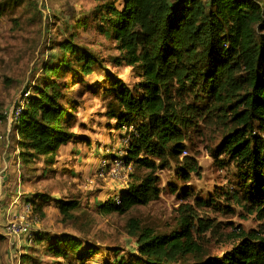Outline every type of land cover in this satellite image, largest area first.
Wrapping results in <instances>:
<instances>
[{
    "label": "trees",
    "instance_id": "obj_1",
    "mask_svg": "<svg viewBox=\"0 0 264 264\" xmlns=\"http://www.w3.org/2000/svg\"><path fill=\"white\" fill-rule=\"evenodd\" d=\"M97 1L76 28L88 29L92 19L97 33L120 52L117 63L131 67L140 81L128 86L104 69L97 51L77 45L70 34L72 39L58 48L59 60L45 65L16 119L20 157L24 162L41 156L53 161L73 140L72 112L77 106L64 101L58 81L69 73L80 78L102 69L110 83L100 95L108 102V129H116L125 143L124 155L113 153L106 159L122 158L135 170H147L134 176L138 184L131 182L114 199L100 203L103 213L125 214L159 198L163 189L158 170L180 162L186 141L201 126L219 125L224 138L212 155L233 162L240 178L226 198L264 224V2ZM82 84L86 86L84 80ZM199 171L198 162L185 157L179 173L189 179ZM190 196L191 191L184 193L185 198ZM49 201L41 194L29 199L32 215L42 213ZM57 203L65 217L79 207L77 200ZM196 204L197 209L181 204L178 226L170 234L141 230L133 221L131 234L137 238L139 257L108 264H264V235L241 228L230 237L238 243L222 256L186 262L187 256L201 251L198 238L215 228L198 213V208L213 203L197 199ZM34 240L45 244L46 252L57 259L55 264H88L97 253L95 246L68 233L36 232ZM23 258L28 261L31 256Z\"/></svg>",
    "mask_w": 264,
    "mask_h": 264
},
{
    "label": "rangeland",
    "instance_id": "obj_2",
    "mask_svg": "<svg viewBox=\"0 0 264 264\" xmlns=\"http://www.w3.org/2000/svg\"><path fill=\"white\" fill-rule=\"evenodd\" d=\"M97 5V0H0V264L56 263L57 259L46 252L45 244L12 235L8 230L10 222L23 214L29 199L39 194L50 201L42 213L32 215L31 211L29 215L35 232L33 239L36 232L71 234L97 248L88 264L114 263L122 257L137 259L139 245L131 234V223H138L141 230L170 234L178 226L181 204L190 203L197 209V199L213 203L198 208V213L211 220L215 228L198 238L201 251L187 256L186 262L222 256L231 250L238 243L230 238L235 229L264 235L263 222L226 198L233 187H238L240 178L233 162L212 155L224 138L219 125L201 126L186 141L180 162L158 170L163 189L159 198L148 205L134 206L125 214L101 211L100 203L114 199L129 183L138 184L134 176L147 173L127 165L114 172V162L106 159L113 153L124 155L125 143L116 129H108V102L100 95L110 83L102 69L80 78L69 73L58 81L64 101L77 106L72 112L76 116L71 126L73 140L60 148L53 161L41 156L24 162L20 157L16 119L28 94L43 77L45 65L59 60L58 48L62 41L72 39L70 34L77 45L97 51L104 69L128 86L132 88L140 81L131 67L117 63L120 52L97 33L92 19L88 29L76 28L78 19ZM185 157L196 160L200 167L199 174L193 173L189 179L179 173ZM186 191H191L192 196L185 198ZM58 200H77L79 207L71 212V217H65ZM25 255L31 258L25 261Z\"/></svg>",
    "mask_w": 264,
    "mask_h": 264
},
{
    "label": "built area",
    "instance_id": "obj_3",
    "mask_svg": "<svg viewBox=\"0 0 264 264\" xmlns=\"http://www.w3.org/2000/svg\"><path fill=\"white\" fill-rule=\"evenodd\" d=\"M127 130V128H125ZM131 130V128H130ZM128 143V139L125 140ZM114 162V172L119 168H123L126 166L125 161L122 158H117ZM131 167V166H130ZM29 215H31V207L30 204L26 205L25 211L22 215L18 216L17 221L10 222L8 225L9 233L15 236L23 235L27 237V239L33 242V226L32 223L29 221Z\"/></svg>",
    "mask_w": 264,
    "mask_h": 264
}]
</instances>
